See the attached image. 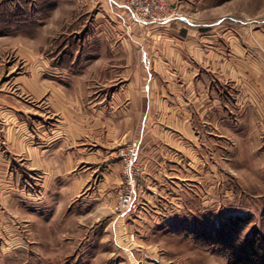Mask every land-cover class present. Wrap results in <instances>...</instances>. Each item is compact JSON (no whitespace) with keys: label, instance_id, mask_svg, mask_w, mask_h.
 <instances>
[{"label":"crops","instance_id":"0c3cea01","mask_svg":"<svg viewBox=\"0 0 264 264\" xmlns=\"http://www.w3.org/2000/svg\"><path fill=\"white\" fill-rule=\"evenodd\" d=\"M165 1L171 6L189 3V0ZM81 4L110 7V30H104L110 33V62L98 66L100 74L90 91L80 85L69 94V82H61L57 101L52 102V109L55 107L57 111L53 109L42 117L43 129L38 124L40 120L25 121L27 141H22L17 149L14 143L17 135L10 131L16 157L24 159L30 171L26 179L38 173L40 191L44 192L38 193L36 199H45L51 206L54 203L52 213L46 214L49 219L34 214L36 218L30 219L35 223L28 220L26 224L29 228L33 226L31 231L43 230L35 224L44 221L51 224V230L56 226L62 229L63 236L69 229L68 213L80 216L78 226H81L87 221L83 218V207L87 210L95 204V211L91 209L87 214L95 220L99 215L108 216L107 228L114 234L123 228L143 235L152 221L161 222V216L172 206L177 209L176 204L183 200V186L200 183L209 187L206 183L211 181L210 175L217 173L213 169L223 165L219 161L212 165L211 139L217 136L221 141H231L234 143L231 149L238 153L245 148V137L254 133L257 120L264 117L258 108L264 99V79L260 80L264 62L258 48L262 42L263 57L264 34L250 30L246 36L243 34L245 39L241 34L231 40L227 32L209 28L220 25L223 22L220 19L197 26L191 19L178 17L141 29L132 26L134 22L125 0H83ZM95 13L94 21H107L102 20L98 11ZM79 32L77 28L71 31ZM256 38H260L259 42ZM73 66L68 61L60 64L58 70L65 72ZM92 71L94 75L96 69ZM227 80L237 90L227 88ZM34 83L29 82L32 90L38 88ZM250 103L254 105L255 117L249 109L242 111ZM233 104L239 115L233 113ZM3 113L12 120L18 119L12 109L0 108V114ZM34 136H41L40 141L35 143ZM125 144H133L139 151V161L145 167L146 192L141 197L142 208L128 215H117L113 211L115 187L120 178L118 150ZM220 144L216 149L224 157L227 148ZM7 148L0 146V188L8 172L7 178L14 180L12 188L25 189L27 195L35 194V189L20 183L15 171L22 166L16 161L14 149ZM220 180L225 178L219 177ZM54 182L59 184L57 190L53 188ZM10 198L13 192L5 196L6 201ZM72 199L79 205L68 209V200ZM3 212L0 207V231L18 230L13 219ZM22 235L17 234L12 242L5 240L1 247H29L33 240L26 241Z\"/></svg>","mask_w":264,"mask_h":264},{"label":"rangeland","instance_id":"374dc122","mask_svg":"<svg viewBox=\"0 0 264 264\" xmlns=\"http://www.w3.org/2000/svg\"><path fill=\"white\" fill-rule=\"evenodd\" d=\"M26 1H30L29 6ZM47 1L49 5L42 8L38 7L41 3L38 0L35 1L36 5L33 6L30 21L28 15L31 10L28 8L33 4V0H0V25L2 24L0 27V108L12 109L18 116V119L14 117L12 120V117L7 114H0V146L11 147L7 149L9 151L14 149L12 150L14 153L16 147L23 143L22 141H27L26 129L23 127L25 121L34 119L38 123L40 120L38 124L43 129L42 117L49 111H57L55 107L54 110L52 107L57 101L61 82L65 80L69 82L67 85L69 94L74 93L80 85L83 86V90L90 91L94 88L93 83L100 74L98 66L110 62V51H108L110 33L106 34L104 31L110 30V16H108L110 7L83 6L81 4L83 0ZM125 2L134 22L132 26L135 24L141 29L150 24H160L163 17L166 19L168 17L166 23L178 17L191 19L197 26L211 24V21L220 19L223 21L220 25H211L209 28L214 31L220 30L221 33L227 32L231 40L235 35L238 38L241 34L242 37L246 36L250 30H259L264 34V0H189L188 4L180 6H171L165 0H125ZM142 6H149L151 16L148 17L158 18V21L145 24L134 20L135 14L142 15ZM14 10H18V16L14 17ZM96 11L100 13L102 20L108 22L94 21ZM10 18L17 20L13 27L6 26ZM75 28L80 30L78 34L71 33ZM259 40L255 39L258 42ZM261 43L258 48L263 54ZM262 54L261 58L264 62ZM68 61L75 66L71 70L60 73L59 65ZM93 68L96 69L94 75ZM260 71V80H262L264 79L262 78L264 63ZM70 73L72 75L67 77ZM242 80H245V77ZM29 82H35V86L39 89H30L32 84ZM227 88L237 90L236 85L232 86L229 80H227ZM34 91L36 93H33ZM261 102L258 108H260V114L264 116V99ZM248 105L243 107L242 111L249 109V113L255 117L254 105L251 103ZM231 109L236 115L240 114L236 104H233ZM257 121V125H254V133L243 138L245 148L238 153L231 149L234 145L230 143L231 141H221L217 136L211 139V142H214L211 144L212 165H217L218 161L223 165L220 169L217 168L218 166L213 169H216L217 173L210 175L211 181L206 183L209 187L205 188V185L200 183L183 186V200L181 203H175L177 209L174 210L172 206L166 215L161 216V222L152 221L143 235L137 230L127 231L123 228L114 234L111 228L110 230L107 228L108 216L99 215L95 220L94 216L87 214L91 209L95 211V204L86 206L87 210L83 207V218L87 221L81 223V226H78L81 217L68 213L66 227L69 229L66 230V235H63L66 236L65 240H63L62 229L58 230L56 226L51 230V224L44 221L35 224L43 230L34 228L31 231L33 226L29 228L27 221L35 223L30 218L43 217V215L49 219L46 214L52 213L54 203L51 206L45 199H36L43 191H40L38 173H35L34 177L31 176L30 180L26 179L30 171L24 159H18L15 153L16 161L23 168L19 171L15 169L20 183L26 184V187L33 191L35 189L36 192L27 195L25 189L12 188L14 180L7 178L8 172L3 177L0 188V207L7 218L13 219L12 222L17 225L18 230L0 231V264H230L225 256L213 251L212 246L202 241L196 242L194 236L197 237L198 234L200 236L211 225L229 214L249 215L251 219L249 228L257 226L264 233V117ZM10 131L17 135L14 142L16 149L12 147ZM37 131L40 132L39 129ZM226 137L229 138V134ZM32 139L37 143L41 136H34ZM218 144L223 148L226 146V156L223 157L221 151H217ZM127 146H133V144H125L118 150L120 178L115 187L113 211L117 215H128L142 208L141 197L146 192L143 178L145 167L140 163L139 151H137V160L131 168V178L134 181L133 195L137 208L124 214L117 211V193L123 186H131L126 182L125 166L120 157ZM247 146L251 147V150H245ZM219 177L225 180L218 181ZM53 184V188L57 190L58 182ZM12 192L13 198L6 201L5 196ZM68 202L69 209L74 208L78 201L72 199ZM19 233L23 234L24 240L27 241L30 238L33 243H30L29 247L3 246L6 249L1 247L5 240L12 242Z\"/></svg>","mask_w":264,"mask_h":264},{"label":"trees","instance_id":"16d2710c","mask_svg":"<svg viewBox=\"0 0 264 264\" xmlns=\"http://www.w3.org/2000/svg\"><path fill=\"white\" fill-rule=\"evenodd\" d=\"M33 1L32 7L28 8L31 10L28 15L30 21L33 6L36 5V0ZM29 2L26 1L27 5ZM38 2L41 3L38 5L40 8L49 5L47 0L43 2L38 0ZM18 14V10L15 11L14 17ZM15 23L17 20L10 18V22L6 26L13 27ZM250 222L249 215L229 214L223 219H219L216 224L211 225L200 236L199 234L197 237L195 235V241H202L212 246V250L225 256L230 264H264V233L257 226L249 228Z\"/></svg>","mask_w":264,"mask_h":264},{"label":"built area","instance_id":"2783aa9c","mask_svg":"<svg viewBox=\"0 0 264 264\" xmlns=\"http://www.w3.org/2000/svg\"><path fill=\"white\" fill-rule=\"evenodd\" d=\"M143 13L140 15L138 13L134 15V20L140 21L141 23H148V22H154L158 21V18L155 19L154 17H148L151 16V10L149 6H142ZM160 20V19H159ZM168 20V17H163L160 22L164 23ZM137 150L133 146H127L120 154L121 160L124 163L125 166V175H126V182L127 184H131V186H123L119 192L117 193V204L116 209L120 213H127L129 211L135 210L137 208V202L135 200V197L133 195V179L131 178V168L133 164H135V161L137 160Z\"/></svg>","mask_w":264,"mask_h":264}]
</instances>
